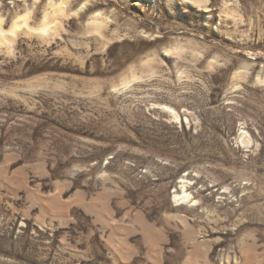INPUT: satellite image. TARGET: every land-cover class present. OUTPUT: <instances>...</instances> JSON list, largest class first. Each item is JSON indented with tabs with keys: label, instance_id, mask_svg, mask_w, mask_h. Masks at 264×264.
<instances>
[{
	"label": "rangeland",
	"instance_id": "1",
	"mask_svg": "<svg viewBox=\"0 0 264 264\" xmlns=\"http://www.w3.org/2000/svg\"><path fill=\"white\" fill-rule=\"evenodd\" d=\"M0 28V264H264V0H0Z\"/></svg>",
	"mask_w": 264,
	"mask_h": 264
},
{
	"label": "bare ground",
	"instance_id": "2",
	"mask_svg": "<svg viewBox=\"0 0 264 264\" xmlns=\"http://www.w3.org/2000/svg\"><path fill=\"white\" fill-rule=\"evenodd\" d=\"M60 5H63V3L61 2ZM59 10H60V11L62 10L61 6L59 7ZM0 33H2V29H1V28H0Z\"/></svg>",
	"mask_w": 264,
	"mask_h": 264
}]
</instances>
